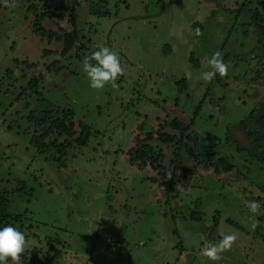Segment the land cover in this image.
Returning a JSON list of instances; mask_svg holds the SVG:
<instances>
[{"label": "rangeland", "instance_id": "rangeland-1", "mask_svg": "<svg viewBox=\"0 0 264 264\" xmlns=\"http://www.w3.org/2000/svg\"><path fill=\"white\" fill-rule=\"evenodd\" d=\"M74 1L80 41L89 47L70 57L34 32L40 8L48 13L43 29L71 30L69 12L57 11L61 0H17L14 8L0 0V180L10 192L24 181L11 195L12 213L26 216L22 232L31 242L23 264L36 251L43 264H264V123L249 119L255 107L264 110V63L251 60L264 58L255 36V26H264V0ZM91 1L105 7L104 16L89 15ZM100 46L120 55L125 74L118 88L93 89L82 70ZM216 51L228 75L205 83L201 73L211 70ZM39 75L40 94H22ZM59 107L96 131L87 147L68 150L66 166L29 145L27 117ZM243 120L252 138L239 127ZM178 123L218 138L216 151L239 175H214L186 156L168 201L174 149L162 136ZM139 143L164 150L162 174L131 162L128 152ZM248 201L261 205L257 214ZM191 212L201 219H189ZM214 226L218 237L238 236L219 261L201 255Z\"/></svg>", "mask_w": 264, "mask_h": 264}, {"label": "trees", "instance_id": "trees-1", "mask_svg": "<svg viewBox=\"0 0 264 264\" xmlns=\"http://www.w3.org/2000/svg\"><path fill=\"white\" fill-rule=\"evenodd\" d=\"M52 3L54 2H51V5ZM77 7L78 5L74 0H66V2L61 0V7L57 8V11H60L61 8H64L65 14L69 12L68 23L71 25V30L69 31L64 28H59L58 32H48L47 30L43 29L42 20L45 18V15H48V13H46V11L43 12L41 8L39 9L41 16H38L36 24L34 25L35 33H40L44 37L48 36L50 42H58L60 44V47L62 48V51L66 55L70 54V57L72 56V51L76 50L80 52L79 54H82L85 51L83 49L89 47H87L85 43L80 41V31L78 28L79 16ZM64 13L59 16L60 19L64 18ZM88 13L90 16L92 15L95 17H102L105 13V7L99 3H94L91 1ZM237 13L238 14L235 15L236 20L234 25L236 29V26L238 25V19H240L242 16L241 9H238ZM234 27L231 28V31L234 29ZM255 36L259 39L258 42H260V45L264 46L263 25L259 24L258 26H255ZM82 39L83 41L88 42L85 37ZM167 49L168 48H166V50ZM252 59H254V61H256V63L259 65V68H261L264 63L263 55H254L251 60ZM20 64H26V62L23 61L20 62ZM48 69L51 68L48 67ZM6 74H9L6 78L10 79L11 72H6ZM249 76L250 75H247V77ZM40 78H42V75L31 78L28 84L29 88H25L22 94L29 90L32 92V94L39 95L40 92L37 90V87L39 85ZM249 116V119H253L259 124L264 123L263 109L255 107L251 110ZM27 121L32 123V132L30 134L31 138L29 141L30 147L35 149L41 156H44L46 160L60 163L63 166H66L67 163L63 160L66 158L68 150L74 147H87L90 144L91 139L96 136V131L93 126L85 123L82 119L77 118L75 111L71 109H64L59 107L51 108L39 114L31 113L27 117ZM239 127L247 133L249 138H252V131L247 127V122L245 120L240 122ZM162 137V141L166 142L170 146H173L174 149V160L171 161V165L169 167V169L172 170V179L167 190L168 201H171L170 196L172 195L175 187L176 175L181 165H183L182 160H184L186 156L189 158L187 160H189L192 164L196 163L198 164V166H206L208 167V169H213L214 175L227 174L232 177L233 174L236 175L235 172L237 173V175H239L236 166L232 164L228 159H226L224 155L216 151V148L220 143V140L218 138L208 139L191 134L188 126H184L179 123L174 131L165 132ZM138 138L141 139V137ZM228 140L234 142L233 140H231V138H229ZM139 144H141V147L131 149L128 152L131 162L140 163L139 165L141 168L144 167V165L148 164L153 169L158 170L159 174H162L161 171L164 170L165 167L163 165V155H165L164 150H157L150 144ZM243 150L245 149L241 148L238 145V151ZM250 152L252 156H257L256 151L252 150ZM7 183L9 184V181H7ZM23 183L24 181H19L18 183H16L17 188L15 187V189H12L13 191L10 192L8 188L4 186L5 182L0 180V229L7 225L17 227L21 231L24 228L26 216L24 214L12 213L11 208V195L14 192L20 193V191H23ZM167 203L169 204L170 202ZM189 219H192L193 221H199L201 218L198 217L196 213L191 212ZM258 222L262 224L259 219ZM216 229L217 226H214V228H212L208 234L209 236H214L213 238H210L211 242L213 243L218 241V238H220V236L218 237L216 235ZM31 256V264H43L42 260L37 257V251L32 252Z\"/></svg>", "mask_w": 264, "mask_h": 264}, {"label": "clouds", "instance_id": "clouds-1", "mask_svg": "<svg viewBox=\"0 0 264 264\" xmlns=\"http://www.w3.org/2000/svg\"><path fill=\"white\" fill-rule=\"evenodd\" d=\"M5 4L9 7H16L17 0H5ZM200 31L196 30V35H200ZM93 61L95 63H93ZM210 71L201 73V79L205 83H211L217 73L221 77H226L229 72V65L225 63L223 54L220 51L213 53L208 60ZM82 70L86 73L90 87L96 90H103L106 86L118 88L117 80L125 74V69L121 64L120 55L117 51L100 46L99 50L94 51L90 57L84 59ZM191 78V72L186 73ZM247 207L255 215L258 213L261 205L255 201H248ZM258 222L253 221L251 227L257 228ZM220 239L217 243L205 246L201 255L211 261H219L225 251L232 249L236 243L238 236L235 233L225 234L219 232ZM30 240L26 238L24 232L12 225H7L0 229V264H23L22 257L26 250L30 248Z\"/></svg>", "mask_w": 264, "mask_h": 264}, {"label": "water", "instance_id": "water-1", "mask_svg": "<svg viewBox=\"0 0 264 264\" xmlns=\"http://www.w3.org/2000/svg\"><path fill=\"white\" fill-rule=\"evenodd\" d=\"M210 237V236H209Z\"/></svg>", "mask_w": 264, "mask_h": 264}]
</instances>
